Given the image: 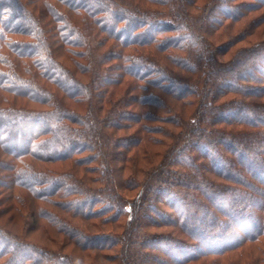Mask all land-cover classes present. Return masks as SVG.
<instances>
[{
    "label": "trees",
    "instance_id": "1",
    "mask_svg": "<svg viewBox=\"0 0 264 264\" xmlns=\"http://www.w3.org/2000/svg\"><path fill=\"white\" fill-rule=\"evenodd\" d=\"M60 245L264 264V0H0V264Z\"/></svg>",
    "mask_w": 264,
    "mask_h": 264
},
{
    "label": "rangeland",
    "instance_id": "2",
    "mask_svg": "<svg viewBox=\"0 0 264 264\" xmlns=\"http://www.w3.org/2000/svg\"><path fill=\"white\" fill-rule=\"evenodd\" d=\"M216 13V12H215ZM210 39H213V40H215V44H218L219 43V41H220V43L221 42H223V41H225V39H224V37H222V38H219L218 36H217V34H212V36H211V38ZM192 106L191 107H189V108H187V110H186V112L188 113V112H190V111H192ZM106 227V226H105ZM96 228H97V226H96ZM154 230H156V229H154ZM42 242V241H41ZM44 242V241H43ZM64 246V247H63ZM56 250H58V251H64L65 253H67V254H71V256H73L75 259H78V260H81V261H83L84 263H89L90 261H94V262H96L97 264H110V263H108V262H105L104 260H102V258L99 256V255H89V254H87V253H81L78 249H76L74 246H67V247H65V245H60V246H58L57 248H56ZM89 255V256H88ZM91 258V259H90Z\"/></svg>",
    "mask_w": 264,
    "mask_h": 264
}]
</instances>
